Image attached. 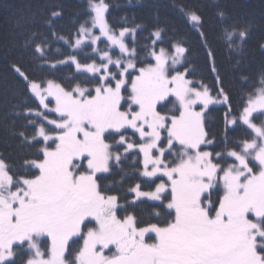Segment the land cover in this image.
<instances>
[{"label":"snow or ice","instance_id":"snow-or-ice-1","mask_svg":"<svg viewBox=\"0 0 264 264\" xmlns=\"http://www.w3.org/2000/svg\"><path fill=\"white\" fill-rule=\"evenodd\" d=\"M115 7L79 0L69 15L46 0L21 18L0 264H264V67L239 70L251 25L219 0H173L185 33L158 11L150 25L115 19ZM217 45L236 56L235 91ZM201 53L214 87L193 76ZM210 106L222 107L219 135L206 127Z\"/></svg>","mask_w":264,"mask_h":264},{"label":"trees","instance_id":"trees-1","mask_svg":"<svg viewBox=\"0 0 264 264\" xmlns=\"http://www.w3.org/2000/svg\"><path fill=\"white\" fill-rule=\"evenodd\" d=\"M60 2L64 4L66 13L69 15L79 4V0H60ZM111 2L114 5H119L112 12L115 19H119L125 14L129 17L135 14L137 21H144L150 25L153 22V12L158 11L159 22L162 25L167 24L169 28L175 27L181 33L186 32L180 17L172 7L173 0H140L139 3L137 0H132L134 6H129L128 0H111ZM191 2L199 3V0H191ZM45 3L46 0H0V152L5 154L19 152V149L16 148V140L10 134V122L4 120L3 117L18 99L19 85L10 64L19 59L20 50L14 45H19L26 35L24 28L27 25L21 21V18H27L31 13L39 15ZM219 3L237 25H251V32L245 42L239 70L255 76L264 67V52L258 47V44L264 41V0H219ZM205 11L206 19L213 23V9L206 8ZM208 30L211 35L213 29L209 28ZM186 39L193 51L199 53V40L196 35L187 33ZM235 58L234 53L226 52L222 45H217L218 66L226 86L233 91L238 88L232 68ZM191 62L194 68V78H203L206 84L214 87V78L203 54L194 55ZM67 73L68 69L65 68L57 75L62 76ZM210 109L206 114V127L210 133L219 135L222 107L211 106ZM16 126L19 127V121ZM127 166L126 163L125 167ZM113 179H119V173L115 176H108L104 183L108 184Z\"/></svg>","mask_w":264,"mask_h":264},{"label":"rangeland","instance_id":"rangeland-1","mask_svg":"<svg viewBox=\"0 0 264 264\" xmlns=\"http://www.w3.org/2000/svg\"><path fill=\"white\" fill-rule=\"evenodd\" d=\"M211 107V106H210Z\"/></svg>","mask_w":264,"mask_h":264}]
</instances>
